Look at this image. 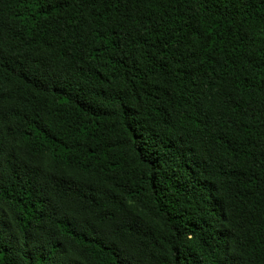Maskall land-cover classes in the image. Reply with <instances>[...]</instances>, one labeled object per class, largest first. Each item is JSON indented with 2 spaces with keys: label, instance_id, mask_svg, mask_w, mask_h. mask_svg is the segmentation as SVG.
Masks as SVG:
<instances>
[{
  "label": "trees",
  "instance_id": "trees-1",
  "mask_svg": "<svg viewBox=\"0 0 264 264\" xmlns=\"http://www.w3.org/2000/svg\"><path fill=\"white\" fill-rule=\"evenodd\" d=\"M0 264H264V0H0Z\"/></svg>",
  "mask_w": 264,
  "mask_h": 264
}]
</instances>
